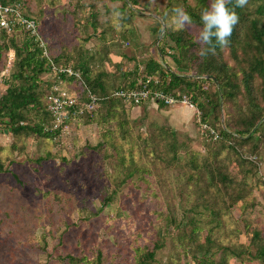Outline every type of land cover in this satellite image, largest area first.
I'll return each mask as SVG.
<instances>
[{"label": "rangeland", "instance_id": "obj_1", "mask_svg": "<svg viewBox=\"0 0 264 264\" xmlns=\"http://www.w3.org/2000/svg\"><path fill=\"white\" fill-rule=\"evenodd\" d=\"M136 1L144 13L133 19L139 37L129 44L120 37L129 28L117 11L120 1L28 0L24 12L38 21L47 56L72 59L60 63L85 61L109 92L125 83L122 73L135 64L131 57L145 61V48L158 30L155 20L165 16L170 24V0ZM185 3L195 8L197 0ZM91 14L97 20L95 32ZM165 61L174 70L167 54ZM14 71L10 50L0 60V95ZM48 78L52 80L50 74L43 79ZM116 113L108 116L103 106L90 122L68 123L69 133L60 132L57 139L4 134L0 125V264H55L57 248L76 256L78 264L95 260L98 251L106 264H131L129 245L137 231L140 244L146 232L147 240L163 244L154 264H195V253H184L185 242L177 240L181 230H166L165 219L186 224L195 206L201 207L203 219L201 256L208 252L214 264H262L253 257L250 239L254 231L264 237L263 142L253 160L259 168L248 171L231 150L202 133L197 112L193 116L183 105L148 103L118 107ZM166 128L176 133L175 156L167 151ZM208 154L217 155L216 167L233 187L210 188L188 180L194 174L188 161L202 162ZM242 188V201L231 206L229 197ZM107 197L110 203L103 207ZM205 206L216 212L212 223Z\"/></svg>", "mask_w": 264, "mask_h": 264}, {"label": "trees", "instance_id": "obj_2", "mask_svg": "<svg viewBox=\"0 0 264 264\" xmlns=\"http://www.w3.org/2000/svg\"><path fill=\"white\" fill-rule=\"evenodd\" d=\"M0 1L5 3L6 0ZM26 1L28 0H8L10 4L18 6L23 12ZM112 1L123 3L121 9L117 11L122 13L121 19L129 24V28L127 33L125 35L121 33L120 37H124L129 44V39L135 40L139 37L133 19L136 15H142L144 9L138 7L136 0ZM209 3L210 0H197L195 8H191L186 5L185 0H170L168 10L182 7L192 17L194 27L191 30H174L165 16H159V19L155 20L156 25L158 24L155 38L150 43V47L145 48L144 51L145 61L140 63L135 57H131L129 60L135 64L131 71L122 73L125 83L114 87L109 92L105 89L102 76H92L85 61L72 64L68 63L72 60L69 56L48 55L46 57L44 51L49 52L48 46L40 34L39 23L25 12L24 15L36 23L37 36L25 32L22 28L14 29L7 34V31L0 27V60L12 50L15 69L11 75V81L5 83V91L0 95V125L4 128L3 133L57 139L59 130H45L51 128L53 118L47 110L46 96L43 103L42 91L44 87H50L52 82L49 78H43L51 73L52 64L58 67L71 66L79 71L80 78L64 74L60 77L67 83L69 89L80 93L79 101L84 102L88 99L87 90L100 100L98 107L91 113L84 111L80 114V109H83L80 104L70 109L67 123L90 122L103 106L108 116L116 117L118 107L125 110V108L139 107L148 103L169 108L181 105L180 103L167 105L152 97L140 100L139 103L128 102L114 95L118 91L129 92L147 88L151 92H161L176 99L185 94L197 110L187 107L186 109L192 112L193 116L196 111H200L198 116L200 124L207 125L211 130L214 129L213 131L217 134L215 138V135H211L207 130L206 137L214 141L218 140L221 148L231 150L242 160L247 169L249 168L248 171L257 170L259 167L255 161L261 150V142L264 147V120L262 121L264 118V0H248L247 5L242 8L235 7L234 3L229 5L239 16V22L234 27L227 46L222 48L217 46L215 55L201 59L197 55L200 45L194 42V35L195 29L201 26L200 14L209 6ZM125 9L126 12L123 11ZM90 20L95 32L96 17L91 14ZM166 49L169 50L166 52ZM166 54L172 58L174 70L168 67L165 61ZM61 61L68 62L60 63ZM207 76L211 78L207 79ZM146 80L149 82L146 83ZM210 87L214 88L213 92L209 91ZM201 98L204 100H200ZM163 132V138L168 139L167 151L175 156L176 133L168 128ZM216 159L217 155L208 154L202 162L196 159L189 160L187 167L194 174L188 176V180L197 184L203 182L210 188L233 187L231 186L233 181L223 174L219 167H216ZM242 191L243 188L237 192L234 191L233 197H229L232 200L231 206L242 201ZM109 203L110 198L107 197L102 206L105 207ZM204 208L210 213L211 219L208 222L212 223L216 212L208 206ZM191 210L193 218L183 225H177L176 220L165 218L166 230H170L171 226L176 231L181 230V233L176 235L177 240L182 241V244L185 242L184 253H188V250L189 253L190 251L195 253L193 255L195 264H214L211 256H207L208 252H204L201 256L199 242L203 224L201 207L195 206ZM140 233L141 231H137L131 241L136 247L129 245L134 252L131 264H154L156 253L163 248V244L147 240L150 236L149 232H146V236L142 239L143 243L140 244L142 237ZM250 240L256 250L254 259L264 264V237L259 231H254ZM54 253L55 264L79 263L76 256L63 255L59 248L55 249ZM88 264H106L102 252L98 251L96 259H91Z\"/></svg>", "mask_w": 264, "mask_h": 264}, {"label": "built area", "instance_id": "obj_3", "mask_svg": "<svg viewBox=\"0 0 264 264\" xmlns=\"http://www.w3.org/2000/svg\"><path fill=\"white\" fill-rule=\"evenodd\" d=\"M0 27L6 30L7 34H10L14 29L22 28L25 32H28L33 36H37L35 21L27 18L18 6L10 4L8 0H6L5 3L0 1ZM44 55L47 57L46 51H44ZM10 59L12 60V56H10ZM51 66L50 79L52 80L50 81L52 83L51 86L48 87V91L46 93V104L47 110L53 118V122L51 124V128H47L46 130H59L61 133L67 134L69 133V126L67 123L69 119V110L80 104L81 107L83 106V109H80V114L84 111L91 113L98 107L100 98L91 94L89 90H87L86 93L88 99L84 102H80V93L78 94L77 91L69 89L67 83L60 77L61 74H64L69 77L80 78L79 71L74 70L71 66L58 67L54 64ZM148 82L149 81L146 80V83ZM114 95L128 102L135 103H139L140 100H146L149 97H152L155 100L163 101L167 105L180 103L188 109L197 110L191 103V99L185 94L176 99L171 96L164 95L161 92H151L147 88H144L138 91H118L115 92ZM196 112L197 123L201 128L202 133L208 130L211 135L214 134L215 138H217L215 131L211 130V128L205 124H200L198 118L199 113L198 111Z\"/></svg>", "mask_w": 264, "mask_h": 264}, {"label": "clouds", "instance_id": "obj_4", "mask_svg": "<svg viewBox=\"0 0 264 264\" xmlns=\"http://www.w3.org/2000/svg\"><path fill=\"white\" fill-rule=\"evenodd\" d=\"M244 7L248 0H210L209 6L200 14V27L195 29L194 42L199 44L197 55L204 59L216 54V48L225 47L229 42L239 16L229 5ZM170 25L174 30H191L194 27L192 17L182 8L172 10Z\"/></svg>", "mask_w": 264, "mask_h": 264}, {"label": "crops", "instance_id": "obj_5", "mask_svg": "<svg viewBox=\"0 0 264 264\" xmlns=\"http://www.w3.org/2000/svg\"><path fill=\"white\" fill-rule=\"evenodd\" d=\"M262 165V168H260L261 169V171H264V165L263 164H261Z\"/></svg>", "mask_w": 264, "mask_h": 264}, {"label": "water", "instance_id": "obj_6", "mask_svg": "<svg viewBox=\"0 0 264 264\" xmlns=\"http://www.w3.org/2000/svg\"><path fill=\"white\" fill-rule=\"evenodd\" d=\"M206 78H207V79H210L211 77L207 76Z\"/></svg>", "mask_w": 264, "mask_h": 264}]
</instances>
